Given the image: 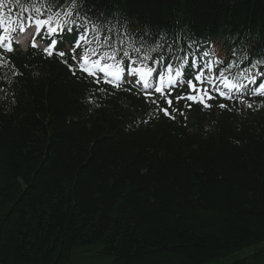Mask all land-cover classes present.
<instances>
[{"label": "trees", "instance_id": "16d2710c", "mask_svg": "<svg viewBox=\"0 0 264 264\" xmlns=\"http://www.w3.org/2000/svg\"><path fill=\"white\" fill-rule=\"evenodd\" d=\"M0 2L8 35L36 18V0ZM80 6L103 23L90 37L134 59L213 60L217 76L230 62L231 83L264 61V0ZM91 81L56 51L0 49V264H214L256 246L223 263L264 264V98L173 103L165 117L136 88Z\"/></svg>", "mask_w": 264, "mask_h": 264}, {"label": "snow or ice", "instance_id": "6c2138e0", "mask_svg": "<svg viewBox=\"0 0 264 264\" xmlns=\"http://www.w3.org/2000/svg\"><path fill=\"white\" fill-rule=\"evenodd\" d=\"M36 5L33 7L35 17L27 15L26 19L29 24V32L40 34V30L47 26L48 43L44 49L49 56L53 54L52 49L57 48L58 41L62 44V49H57V54L62 59V62L68 67L69 71L75 76L77 71L87 73L88 77L92 78L96 85L103 83L115 84L114 90H125L121 85L127 84V91L131 92L134 88H142L146 97V102L150 103L158 112L165 117L170 116L169 109L173 107V99L179 102L180 100L195 101L196 97L191 94H185L178 91L181 86H186L190 93L194 89L193 79L202 81V76L205 70H209L207 64H197L195 59L190 62L185 61L180 63L178 67L173 68L170 62V55L152 59L147 55L133 58L129 51L123 46L116 47L109 42L108 39L100 37H90V30L99 33L103 27L96 25L93 18L84 12L80 6V0H36ZM4 8V4L0 2V9ZM7 15H13L9 8ZM45 16L46 18H40ZM25 17L17 16L14 23H24ZM0 15V26L6 25ZM55 24V27L52 25ZM111 27L105 31H110ZM5 39L0 36V40ZM239 39V38H238ZM103 40V43H101ZM162 47V46H161ZM191 47V45H189ZM12 51L11 47L6 49ZM144 51L142 48H137L136 52ZM207 57L208 53H203ZM219 57V53L217 54ZM71 59L72 63H69ZM151 60L152 66H148L146 61ZM101 61L104 63L102 64ZM109 62L117 68L116 72L108 70ZM219 63L218 79H225V73L229 72L233 65L229 62L225 64L223 61ZM251 67H244L243 71L237 72L234 75L233 83L225 82L224 87L227 92L220 90L219 85H216L212 91L217 92L218 96L208 95L209 101H214L217 98H231L235 93L237 96H260L264 98V61L252 63L248 61ZM136 65V66H134ZM259 69V70H257ZM175 73L173 76L172 73ZM193 72L197 74L193 77ZM155 73V77L153 74ZM102 74V75H101ZM139 79H136V77ZM110 77V79H109ZM158 78V79H157ZM155 81V82H154ZM214 83L212 79L208 81ZM255 85V87H252ZM100 93H104V88H98ZM158 94V96H154ZM243 102V101H242ZM203 108H209L211 104H205L200 101ZM166 105V106H165ZM190 107V105H188ZM219 107L226 108L225 104H219ZM248 108H252L253 104L248 103ZM184 115L183 111L180 113ZM171 118H175L174 116Z\"/></svg>", "mask_w": 264, "mask_h": 264}, {"label": "rangeland", "instance_id": "374dc122", "mask_svg": "<svg viewBox=\"0 0 264 264\" xmlns=\"http://www.w3.org/2000/svg\"><path fill=\"white\" fill-rule=\"evenodd\" d=\"M40 44L44 47V44H43L42 41L40 42ZM217 45L220 47L219 44H217ZM213 49H215V51H216L217 53L221 54V51L218 50L217 48H215L214 46H213ZM191 95L195 96V97H196V100H199V101H205V99H206V98H205V95H204V93H203V91H201V89L199 88L198 85L195 86V88H194V92H193ZM185 100H186V99H185ZM257 248H258V246L251 248V250H256ZM251 250L241 252V253L235 255L234 257L229 258V259L226 260V261L216 262V263H214V264H224L225 262H230V261H232V260H234V259L242 258L244 254H249V253L251 252ZM223 262H224V263H223Z\"/></svg>", "mask_w": 264, "mask_h": 264}, {"label": "bare ground", "instance_id": "6f19581e", "mask_svg": "<svg viewBox=\"0 0 264 264\" xmlns=\"http://www.w3.org/2000/svg\"><path fill=\"white\" fill-rule=\"evenodd\" d=\"M192 54L198 56V53L194 49L192 50Z\"/></svg>", "mask_w": 264, "mask_h": 264}]
</instances>
